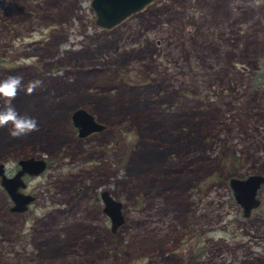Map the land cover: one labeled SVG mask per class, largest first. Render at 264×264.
<instances>
[{"label":"rangeland","instance_id":"374dc122","mask_svg":"<svg viewBox=\"0 0 264 264\" xmlns=\"http://www.w3.org/2000/svg\"><path fill=\"white\" fill-rule=\"evenodd\" d=\"M90 4L0 0V80L39 126L0 128V161L47 163L24 211L0 185V264H264V183L243 217L227 182L264 175V0H155L108 29ZM80 106L104 128L80 138Z\"/></svg>","mask_w":264,"mask_h":264},{"label":"water","instance_id":"95a60500","mask_svg":"<svg viewBox=\"0 0 264 264\" xmlns=\"http://www.w3.org/2000/svg\"><path fill=\"white\" fill-rule=\"evenodd\" d=\"M155 0H90V7L95 13L94 23L103 28H109L126 16L141 10L145 5H149ZM70 120L76 134L81 138L89 133L100 131L104 128L95 116L84 107H75L70 113ZM19 167L11 174H6L4 164L0 161V185L10 197V212H21L28 209V204L33 198L32 194L24 192L21 189L25 187V175L40 174L47 163L43 157H34L32 155L19 157L17 159ZM232 196L238 205L242 208L241 214L247 216L250 211L259 204V198L256 196L257 189L264 183V175L260 173H249L245 177L228 178L227 180ZM103 205L101 210L106 214L109 220V228L114 231L123 222V213L121 212V202L115 200L105 189L99 192Z\"/></svg>","mask_w":264,"mask_h":264},{"label":"clouds","instance_id":"9594fccd","mask_svg":"<svg viewBox=\"0 0 264 264\" xmlns=\"http://www.w3.org/2000/svg\"><path fill=\"white\" fill-rule=\"evenodd\" d=\"M22 81L23 77L19 75L9 76L4 80H0V98L7 101V105L0 109V128L11 125L8 131L12 138H21L39 130L36 119L28 116H21L15 107L12 106V100L15 99L18 91L23 87ZM41 85L42 81H31L24 90L28 94H31Z\"/></svg>","mask_w":264,"mask_h":264},{"label":"trees","instance_id":"16d2710c","mask_svg":"<svg viewBox=\"0 0 264 264\" xmlns=\"http://www.w3.org/2000/svg\"><path fill=\"white\" fill-rule=\"evenodd\" d=\"M203 115H205V114L198 115L197 117H200L198 119L201 120V121H203V123H205V116H203ZM193 118H194V116H193Z\"/></svg>","mask_w":264,"mask_h":264},{"label":"flooded vegetation","instance_id":"af4514ba","mask_svg":"<svg viewBox=\"0 0 264 264\" xmlns=\"http://www.w3.org/2000/svg\"><path fill=\"white\" fill-rule=\"evenodd\" d=\"M16 161H17V160H16ZM18 167H19V165H18ZM16 168H17V167H16ZM16 168L13 170V172L16 170ZM13 172H12V173H13Z\"/></svg>","mask_w":264,"mask_h":264}]
</instances>
